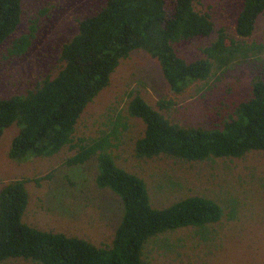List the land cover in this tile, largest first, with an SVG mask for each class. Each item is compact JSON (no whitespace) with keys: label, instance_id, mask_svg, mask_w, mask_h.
Here are the masks:
<instances>
[{"label":"trees","instance_id":"16d2710c","mask_svg":"<svg viewBox=\"0 0 264 264\" xmlns=\"http://www.w3.org/2000/svg\"><path fill=\"white\" fill-rule=\"evenodd\" d=\"M194 2L106 0L96 14L79 21L77 33L62 46L55 75L24 94L0 99V138L6 128L18 127L9 159L49 157L69 147L75 153L67 163L78 166L95 159L96 186L114 193L122 204L111 245L97 247L78 237L24 223L28 180L16 179L0 191V263L21 259L33 264H148L143 251L152 238L185 228L205 230L220 221V205L199 196L162 209L151 206L144 181L118 167L111 155L126 129L121 110L107 119V131L100 136L73 139L87 105L109 85L121 60L135 50H143L157 61L169 90L176 95L209 79L213 71L235 64L262 62L264 68V41H247L264 13V0H243L233 37L219 30L214 41L201 48L202 56L190 61L179 57L176 43L208 38L214 31L210 16L197 11ZM21 5L22 0H0V46L20 24ZM35 29L32 23L27 33L13 39L7 56L24 55L35 38ZM129 98L123 112L144 124L143 134L134 144L137 158L165 156L199 162L264 152V72L255 78L249 97L236 107L233 117L212 129L180 126L138 94ZM157 105L167 109L171 101L161 100Z\"/></svg>","mask_w":264,"mask_h":264},{"label":"rangeland","instance_id":"374dc122","mask_svg":"<svg viewBox=\"0 0 264 264\" xmlns=\"http://www.w3.org/2000/svg\"><path fill=\"white\" fill-rule=\"evenodd\" d=\"M105 2L22 0L20 24L0 46V99L24 94L55 75L60 50L77 33L79 21L96 14ZM242 4L243 0H195V9L210 16L214 31L208 38L176 43L177 55L186 61L199 58L201 48L213 42L219 30L233 37ZM32 23L35 38L28 51L20 57L7 56L12 40L27 33ZM247 41H264V13ZM263 72L262 62L235 64L213 71L209 79L176 95L169 90L157 61L145 51L135 50L121 60L109 85L81 114L74 141L100 136L107 131V119L121 110L126 129L121 130L111 155L118 167L144 181L153 208H166L192 196L210 199L222 208L220 221L205 230L185 228L149 240L143 251L148 264H264V152L199 162L165 156L137 158L134 144L143 134L144 124L123 112L130 94H138L172 123L212 129L233 117ZM161 100L171 101V105L160 109L157 104ZM17 133L18 127L12 125L0 138V191L16 179L28 180L23 222L41 231L78 237L97 247L110 246L121 220L122 204L114 193L96 186V160L70 166L67 159L75 152L69 147L49 157L11 160L8 151ZM0 264L33 263L11 259Z\"/></svg>","mask_w":264,"mask_h":264}]
</instances>
